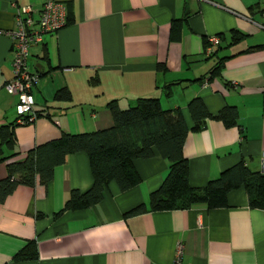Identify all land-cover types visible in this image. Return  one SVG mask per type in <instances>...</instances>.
<instances>
[{
	"label": "crops",
	"instance_id": "obj_1",
	"mask_svg": "<svg viewBox=\"0 0 264 264\" xmlns=\"http://www.w3.org/2000/svg\"><path fill=\"white\" fill-rule=\"evenodd\" d=\"M42 1L0 0V123L16 117V97L3 87L12 76L15 8L31 5L35 19ZM60 1L65 23L28 46L26 66L38 73L31 93L39 115L14 126L13 149L2 148L1 156L15 153L0 160V179L9 160L23 159L61 133L107 127L108 101L123 108L138 96L179 109L191 185H204L239 160L260 170L264 0ZM233 29L243 37L231 41ZM212 34H219L217 44L207 40ZM192 96L211 114L197 126L187 107ZM228 107L235 109L232 124L215 116L220 110L226 116ZM132 165L136 184L119 189L109 180L101 199L83 209H62L70 189L91 184L82 150L67 153L45 183L37 176L29 184L16 182L0 198V264H171L178 242L179 264H264V210L248 205L243 185L229 189L221 206L149 209V192L168 163L154 150L134 157ZM139 204L145 208L125 215ZM28 242L33 246L23 252L29 256L14 257Z\"/></svg>",
	"mask_w": 264,
	"mask_h": 264
},
{
	"label": "trees",
	"instance_id": "obj_2",
	"mask_svg": "<svg viewBox=\"0 0 264 264\" xmlns=\"http://www.w3.org/2000/svg\"><path fill=\"white\" fill-rule=\"evenodd\" d=\"M261 12L264 13V8ZM216 35L219 37V34ZM243 35L233 29L231 41H237ZM207 42L205 40L204 43ZM219 65L216 61L211 69L214 70ZM57 93L63 94L61 90L56 91ZM108 107L112 117L111 125L81 133H61L58 137L29 149L23 159L6 162L8 173L0 179V198L16 182L29 184L37 176L45 183L50 178L53 167L62 162L67 153L82 150L89 159L91 184L82 191L70 189L62 209H83L101 199L104 185L109 180H113L119 189L136 184L139 176L132 165V159L149 156L156 150L168 165L159 185L149 192V209L186 208L196 202H205L208 207L221 206L226 203V192L241 184L245 188L248 205L264 210V173L250 169L241 160L224 168L202 186L189 183L188 162L182 154L186 125L178 108H162L158 98L153 96H138L131 105L123 108L118 107L115 100L111 99ZM187 107L194 126L211 116L198 96H192ZM228 109L226 116L223 110L218 111L215 116L222 117L225 124H232L235 109ZM34 113L35 117L39 115L38 110L34 109ZM27 122L30 121L23 123ZM16 124V117L11 122L0 123V160L15 153L11 151L1 156L2 148L13 149ZM14 174L16 177L11 178ZM144 208L142 204L136 205L127 210L125 215ZM30 246H33L32 242L25 244L14 257L29 256L23 249Z\"/></svg>",
	"mask_w": 264,
	"mask_h": 264
},
{
	"label": "built area",
	"instance_id": "obj_3",
	"mask_svg": "<svg viewBox=\"0 0 264 264\" xmlns=\"http://www.w3.org/2000/svg\"><path fill=\"white\" fill-rule=\"evenodd\" d=\"M32 11L33 8L29 4L16 6L14 11L16 27L9 33L12 76L4 81L3 87L16 97L14 111L17 123L31 121L35 117L31 87L37 80L38 73L29 70L26 66L28 46L39 41L43 32L56 30L66 21L65 7L60 0H43L35 19L31 15ZM207 40L216 44L219 39L216 34H212L207 37ZM260 171L264 173V151L261 153ZM181 253V244L178 242L171 264L180 263Z\"/></svg>",
	"mask_w": 264,
	"mask_h": 264
},
{
	"label": "rangeland",
	"instance_id": "obj_4",
	"mask_svg": "<svg viewBox=\"0 0 264 264\" xmlns=\"http://www.w3.org/2000/svg\"><path fill=\"white\" fill-rule=\"evenodd\" d=\"M214 60V58H209L207 61V64H211V62Z\"/></svg>",
	"mask_w": 264,
	"mask_h": 264
}]
</instances>
